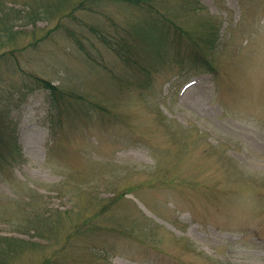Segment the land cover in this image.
Wrapping results in <instances>:
<instances>
[{
    "label": "rangeland",
    "instance_id": "rangeland-1",
    "mask_svg": "<svg viewBox=\"0 0 264 264\" xmlns=\"http://www.w3.org/2000/svg\"><path fill=\"white\" fill-rule=\"evenodd\" d=\"M25 3L44 14L15 22L26 47L0 62L23 155L0 164V233L32 241L10 264H264V0L155 2L190 35L220 27L218 75L183 35L141 49L154 79L131 90L145 72L112 44L155 15L126 0L0 13ZM37 212L53 228L15 231Z\"/></svg>",
    "mask_w": 264,
    "mask_h": 264
},
{
    "label": "trees",
    "instance_id": "trees-1",
    "mask_svg": "<svg viewBox=\"0 0 264 264\" xmlns=\"http://www.w3.org/2000/svg\"><path fill=\"white\" fill-rule=\"evenodd\" d=\"M126 1L132 6L145 8L151 13V15L156 16L152 17L153 19L147 17V31L135 28L133 31L126 33L123 38H118L116 40V45L112 44V47L114 46L117 54L122 57L126 64L145 72L142 74L143 78L141 80L139 79L138 82L132 81V84H129V90H131L132 86L136 84L144 86L147 82L154 79V74H151L153 71L149 69L148 65L144 66L138 61V53L141 49L144 48V46H147L149 42H151L152 47L155 45V42H160L164 44V46H170L172 41L181 38L183 35H188L190 37L189 41L194 47H196L193 48L195 50L193 53L194 55L192 56L195 66L199 68L197 63L201 62L202 66L204 65L205 70L214 73L215 77L218 75L215 64L209 59V55L214 53L217 48L221 46L223 40L219 33L220 27L215 22H206L205 26L202 27L203 30L201 31V34L194 36L186 31L184 26L179 23L176 16L175 19L156 6L157 1L159 0ZM182 1L185 5V2H188L189 0ZM194 2H197V0H192V3ZM193 10L195 11V8H193ZM43 14L44 12L41 9H38V7L35 10H31L28 3H25L21 8H15L14 10L6 9V13H0V46L14 44L8 51L0 53V62H7L10 61V59L17 60V52L26 47V45L20 43L17 44L19 41L18 34H20V32L17 31L15 22L17 20H24L28 24L36 25L39 17ZM27 74L31 78V74ZM37 80L40 82L35 81L40 83L43 87L51 90L54 99H57V94L59 95L62 93L59 87L56 84H53L52 81L41 77H38ZM14 89L15 84L7 82L5 76L0 71V164H11L16 161L18 157L23 156L21 152L22 145L19 140L20 137L18 138L17 134V123L12 118L15 94ZM31 200H33V198L28 200V202H30L28 206L32 204ZM37 214V217H34V219L28 220L21 225L24 228L22 231H18L17 229L15 231L24 235H29L30 238H34V236L29 234L31 231L34 230L37 234H40V232H43L42 229L45 225L51 226L52 218L49 215L44 213L41 215L40 212H37ZM28 242L30 243L32 241L22 239L18 236L0 233V264H10L15 258L17 252ZM34 244L36 245L38 243Z\"/></svg>",
    "mask_w": 264,
    "mask_h": 264
}]
</instances>
